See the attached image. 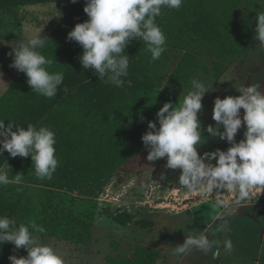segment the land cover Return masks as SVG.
<instances>
[{
  "label": "rangeland",
  "instance_id": "obj_1",
  "mask_svg": "<svg viewBox=\"0 0 264 264\" xmlns=\"http://www.w3.org/2000/svg\"><path fill=\"white\" fill-rule=\"evenodd\" d=\"M195 1L205 10L244 27L252 35V40L229 64L206 44L179 36L180 26L191 15L185 1L179 9L162 8L156 18L166 37V50L148 86L156 94L152 98L153 122H157L156 113L165 102H182L191 81L202 80L210 90L203 97L198 114L206 142L197 150L203 155L230 147L226 141L213 138L206 131L209 125L216 126L212 119L215 98L237 96L236 90L242 85L257 83L264 93V48L254 39L256 12L264 11V0ZM73 5L71 1H52L0 8V98L21 73L10 67L11 43L24 37L26 27H43L41 35L48 39ZM141 45L146 46L143 41ZM123 81V84L131 83ZM142 118L149 131V119ZM114 119L96 116L94 121H100L96 129H93L95 125L88 124L87 130L79 129L81 136L76 132V141L84 139L82 152L90 147L85 158L92 161V165L86 166L98 174H90L89 179L75 187L57 184L58 170L67 162L62 151L56 154L59 163L51 179L37 178L34 165L19 169L10 155L3 160L4 154L0 155L3 161L0 167L10 166V180L17 172L24 175L21 185H0V210L12 208L18 224L42 227L43 232L29 230L40 243L50 245L61 255L65 264H107L109 256H130L138 245L159 250L160 257L155 264H264V191L258 193L257 187H253L242 201L236 198V192L227 189L189 191L179 183V169L165 168L166 159L147 161V150L141 140L146 131L130 141L124 137H106V131L97 130L101 125L113 127ZM220 130L223 131L222 126ZM245 130L242 126L237 142L244 138ZM135 143V152L122 164L109 165V160L106 165L100 163L99 154L103 149L110 152L117 149V145L134 147ZM111 155L114 156L112 151ZM211 162L215 164V160ZM100 169L104 172H98ZM162 174L166 177L163 180ZM216 203L229 211L217 219ZM243 207L245 211L237 210ZM194 232L209 235L218 241L217 246L208 253L191 248L183 254H175L174 247ZM228 240L233 244L231 253L224 248ZM11 255L27 256V252L13 246Z\"/></svg>",
  "mask_w": 264,
  "mask_h": 264
},
{
  "label": "clouds",
  "instance_id": "obj_2",
  "mask_svg": "<svg viewBox=\"0 0 264 264\" xmlns=\"http://www.w3.org/2000/svg\"><path fill=\"white\" fill-rule=\"evenodd\" d=\"M182 3L183 0H85L83 11L88 19L77 23L67 40L82 47L79 62L83 69H91L97 78H106V82L121 87L122 77L128 75L129 68V57L123 54L124 50L133 40H142L146 51L151 53V60L160 59L166 50V37L156 18L161 15L162 8L179 9ZM42 29L26 27L24 37L11 43L10 67L26 75L32 91L52 98L63 83L64 73L48 70L53 61L40 51L47 40L41 35ZM254 39L264 48V11L256 12ZM260 87L259 83L242 85L236 90L237 96L215 98L212 119L216 126L209 125L206 131L211 137L226 141L230 147L226 151L217 149L200 155L198 146L206 140L202 138L198 114L203 97L210 90L202 80L193 79L182 102H165L158 110V127L157 122H148L149 131L141 137L147 161L166 159L165 168L179 169V183L189 191L227 189L238 192L239 200L246 199L249 189L264 186V93ZM242 126L246 129L244 138L237 142L236 136ZM55 144V132L48 127L33 124L23 127L11 121L5 125L0 119V155L7 151L13 158L30 156L39 179H51L58 167ZM9 171V164L7 168L0 167V185H21L24 175L17 172L10 180ZM160 178L166 177L162 174ZM30 228L44 231L34 224H18L14 218L0 216V245L11 243L15 249L23 248L27 252V256L10 255V264H65L62 256L50 245L40 243ZM217 244L218 241L209 235L194 232L173 251L183 254L196 248L208 253ZM224 248L227 253L233 251L231 240L225 241Z\"/></svg>",
  "mask_w": 264,
  "mask_h": 264
},
{
  "label": "trees",
  "instance_id": "obj_3",
  "mask_svg": "<svg viewBox=\"0 0 264 264\" xmlns=\"http://www.w3.org/2000/svg\"><path fill=\"white\" fill-rule=\"evenodd\" d=\"M52 1L71 0H0V8ZM184 1L189 5L191 15L188 21H184L180 26L179 36L206 44L210 50L220 54L224 58L222 60L232 64L252 40V35L244 27L205 10L195 0ZM84 6L85 0H77L46 40V46L40 49L46 58L53 61L48 70L64 73V80L57 94L47 98L35 93L27 84L26 75L21 72L0 98V119L5 121V125L9 121L23 127L33 124L37 127H48L55 132V155L62 151L65 157L67 156L65 166L58 170L57 184L68 187H75L89 179L90 174L95 176L98 174L86 166L92 165V161L85 158L90 147L87 146L82 152L81 144L84 139L76 141L75 135L79 131L81 136L82 132L79 129L87 130L88 124L95 125L93 129H96L100 121H94V117L115 118L113 127L101 125L97 129L106 131L105 136L110 135L113 139L124 137L133 141L147 130L142 116H146L149 121L154 120L151 108L154 105L152 98H155L156 94L148 86L152 74L157 69L156 64L160 65V59L151 60V53L146 51V46H139L142 41L133 40L123 53L129 57V68L128 75L122 79L130 80L131 83L117 87L106 82V78L99 79L94 76L91 69H83L79 62L83 49L77 42L67 40V35L77 23L88 19L83 11ZM169 19H173V14ZM136 145L137 143L134 147L117 145V149L111 150L114 156L105 148L99 154L100 163L106 165L109 160V165L122 164L135 152ZM7 156L9 154L5 151L2 160ZM13 159L19 169L34 165L30 156L27 158L17 156ZM98 172L104 170L100 169ZM14 214L12 208L4 207L0 210V216L16 219ZM13 246L11 243L0 245V264L10 263L8 257L12 254ZM159 257V250L138 245L130 256H109L107 264H155Z\"/></svg>",
  "mask_w": 264,
  "mask_h": 264
},
{
  "label": "crops",
  "instance_id": "obj_4",
  "mask_svg": "<svg viewBox=\"0 0 264 264\" xmlns=\"http://www.w3.org/2000/svg\"><path fill=\"white\" fill-rule=\"evenodd\" d=\"M257 187V190L258 191H256V192H258V193H261V190H262V192L264 191V186H256ZM237 194L235 195L236 196V198H238V192H236ZM216 204H218V207H217V209H219V211H217V214H216V219L223 213V214H225L226 212H229V211H226V208L224 207V206H222L220 203H216ZM245 208L246 207H243L242 209L241 208H239V209H237V210H244L245 211ZM235 210V209H234Z\"/></svg>",
  "mask_w": 264,
  "mask_h": 264
}]
</instances>
